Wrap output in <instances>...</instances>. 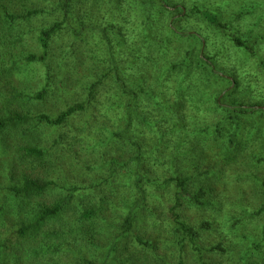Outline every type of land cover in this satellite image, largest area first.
Here are the masks:
<instances>
[{"label":"trees","instance_id":"trees-1","mask_svg":"<svg viewBox=\"0 0 264 264\" xmlns=\"http://www.w3.org/2000/svg\"><path fill=\"white\" fill-rule=\"evenodd\" d=\"M6 1L0 56L12 51V62L0 78V135L10 134L12 163L45 176L13 180L11 168L3 172L9 195L30 201L23 218L0 226V264L7 251L22 264H148L150 257L152 264H264V108L216 90L222 75L194 52L197 23L256 56L264 36L253 41L231 26L242 16L237 7L228 0H20L26 6L16 10L18 0ZM213 1L228 9L219 13ZM199 43L201 54L208 43ZM29 79L38 80L34 91L23 82ZM90 112L92 125L62 128ZM249 112H260L254 128L240 120ZM60 153L75 169L52 179ZM101 170L102 178L89 181ZM104 189L117 205L92 200L91 192ZM75 201L88 202L70 219L64 215ZM156 202L166 207L170 229L151 228ZM184 207L210 216L194 227L179 215ZM100 208L123 221L108 255L90 262L76 237L92 232ZM11 235L27 249L16 253Z\"/></svg>","mask_w":264,"mask_h":264},{"label":"rangeland","instance_id":"rangeland-1","mask_svg":"<svg viewBox=\"0 0 264 264\" xmlns=\"http://www.w3.org/2000/svg\"><path fill=\"white\" fill-rule=\"evenodd\" d=\"M9 1L10 0L6 2L9 3ZM171 1L173 3H177L180 1L184 2V0ZM228 1L231 3L233 9L237 7L236 15L238 13L242 15L238 19L235 18L236 20L234 21L233 19H231L233 23L231 25L232 27L234 26L237 29H241L239 31L244 33L250 40L253 41L260 36H264V0ZM12 3L15 5L16 10H19L21 7L26 6L25 1L20 2V0H18V2ZM213 3L216 6V10L221 14L226 9H228H221L220 4H217L214 1ZM229 8H231V6ZM193 26H195L196 28L198 27L199 30H202V32L200 33L201 35L198 34L196 36L199 39V42L200 40H202L203 42L204 40H206L208 43L207 49H204L203 47L200 54V43L198 42L197 45V41H195V44L199 48V51L197 52V49H194V52L198 54V57H202L205 60L211 58L210 61L208 60L209 63L206 65H208L209 67L213 66L216 73L220 72L219 74H221L223 77L215 78V81L217 82V85H215V89L221 91L223 90L228 99H232L231 101L233 102L234 100H236V102H239L245 107L250 108L254 104H259V106L264 108V67H262L258 63L260 61L264 62V41L258 43L257 46H255L256 56H250L246 54L247 52L245 51H241L240 53H238V50L235 49L233 43L225 35H222L219 32H214L211 29H207L205 28V26L197 23H195ZM26 38L27 46L31 48L28 49V51H35L37 49L35 44V36L33 34H28ZM10 52L12 51L7 50L1 53L0 78H3L6 70L10 69V63L12 62ZM233 55H235L236 59L235 57H233ZM198 64L202 67L203 70H205L203 71L204 74H206V71L208 72L210 70L208 66H202L201 62H199ZM206 77L209 78V76ZM22 78L23 77L21 75L17 76V79L19 80H22ZM234 80H236L237 86L233 90ZM13 81L16 84V77L11 82ZM23 82L30 91H34L38 84V80H33L32 82L31 79H29L28 81L23 80ZM19 84L20 83H18V85ZM253 88H255V91L253 90ZM49 103L52 104L51 102ZM50 110H52V108L46 109L44 111H49L48 113H50ZM259 114L260 112H257L255 115H252L249 112L246 116H243L244 118L240 120H242L243 123L246 120L247 123L244 128H254V126L260 122ZM90 116L91 112L86 113L80 117H74L67 122V125L65 127L62 128H82V126L84 127L85 124H88V126L92 125V123L95 122L90 118ZM206 120H208V123H205L206 125H209L211 122H213L209 117ZM243 126L244 125H242L241 128ZM107 127L118 128V126L116 125H107ZM243 132L246 133V130H243ZM10 140V134L6 133L0 135V226L4 225L3 229L10 228L11 225L18 220V218H23L22 214L23 212H25L26 205H28L30 201L28 199L26 201H18L17 199H14L9 195V193L3 187V185L7 182L2 179L3 172H5L8 168H11L9 170H13L12 173H10L13 176V180L21 177L22 173L32 175V177L34 178H37V175L41 177L45 176L44 172H40L38 168L33 169V167L28 166V164L26 163L23 166L15 164L14 161L12 163V160L14 159V153L8 151L6 146V142L10 143ZM65 154L60 153L59 155L53 156V164L52 161H48L49 166L52 164V166L50 167L52 174L49 172L52 179L62 180L68 178L70 177V171L75 169L69 162V159H66ZM6 163H8L10 167H8ZM103 173V170L90 173L89 181L92 179L96 180L102 178ZM54 196L55 195L53 193L45 194L43 195V200L50 202V199ZM90 196L92 197V200L96 201L98 204H100L102 200L110 203V205H117L119 203L118 198L115 197L113 193L107 192L105 189L103 195H99V190H95L91 192ZM87 202L88 201L83 202L79 207L78 201L73 202L64 216L70 219H75L77 217L75 215L78 214L79 208H81V212L85 208L84 205ZM105 206L107 205L105 204ZM152 207L153 213L151 214V216L152 219L155 220L153 221V225H151V228L154 231H157L158 229L164 227H169L170 229L172 224H170V218L166 217V214L168 212L167 209H165L166 207L161 206L159 202L152 204ZM179 215L184 221L187 222V224H193L194 227L198 225L199 222H202L204 217L210 216L208 212L200 211L194 207L182 208V211H180ZM91 221L92 223L88 224V226L92 229V232L87 234L82 232L80 235H77L76 238L80 240L79 242L82 244V254L84 255L83 257L88 259V261L93 262L100 261L104 256L108 255L107 244H109L112 238L116 235V232L120 231L123 217L120 218L119 212L113 209L100 208L98 218ZM251 230L252 229H250L249 231ZM10 240L14 241V245H17V248L15 249L16 253L22 252V250L26 248L24 242H22L19 238H16L14 235L10 236ZM1 254L3 258L2 264H22L20 263L21 261H16L13 258V255L11 253H8V251L1 252ZM143 262L147 263L145 260ZM27 263L28 262H26V264ZM152 263V257H150L148 264Z\"/></svg>","mask_w":264,"mask_h":264}]
</instances>
